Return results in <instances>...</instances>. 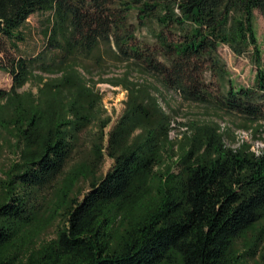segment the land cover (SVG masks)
I'll list each match as a JSON object with an SVG mask.
<instances>
[{
    "label": "trees",
    "instance_id": "1",
    "mask_svg": "<svg viewBox=\"0 0 264 264\" xmlns=\"http://www.w3.org/2000/svg\"><path fill=\"white\" fill-rule=\"evenodd\" d=\"M254 11L264 17V0H0V54L24 40L29 16H44L38 54L0 66L12 76L0 123L20 143L17 163L0 170V264H264V147L231 148L214 122L171 141L166 100L173 93L264 133ZM222 45L237 56L252 47L250 85L230 80ZM114 65L122 76L103 80L126 100L105 133L92 75ZM29 82L35 95L16 92ZM92 125L88 154L64 171ZM105 155L112 166L99 177ZM80 180L89 186L82 199L66 195ZM59 196L56 239L19 247Z\"/></svg>",
    "mask_w": 264,
    "mask_h": 264
},
{
    "label": "rangeland",
    "instance_id": "2",
    "mask_svg": "<svg viewBox=\"0 0 264 264\" xmlns=\"http://www.w3.org/2000/svg\"><path fill=\"white\" fill-rule=\"evenodd\" d=\"M43 17V15L34 14L27 18L25 23L20 27V31L24 37V40L15 44V51L11 48H8V46L4 49V52L0 54V66H2L3 63H6L7 60L16 58L19 55L26 58H32L38 54L43 43L39 33ZM252 25L257 45L259 49L263 51L264 17L258 11L253 12ZM251 48L252 47L249 46L247 53L242 56L233 54L225 45L220 46L218 49L219 56L225 64L229 78L235 85L248 86L252 83L253 77L255 75V69L252 62L250 61ZM106 72L107 73H105V75L102 77H98L95 74L92 75V80L96 81L94 89H96L101 96V118H109V124L105 128V133H108L123 112L124 101L126 100V92L120 86L114 87L108 81L103 80L121 77L124 73L123 67L114 65L112 68L110 67L109 70H106ZM42 76L44 78L50 77L49 75ZM130 77L134 80L136 79L134 74H131ZM11 86V74L4 67H0V90L9 91ZM16 92L19 94L31 93L35 95L37 92V86L29 82L16 90ZM166 100L170 103V108L173 110V112H169L171 118L169 139L171 141H177L183 136V134L188 133L190 124H209L214 122L219 125L221 131L228 130L230 132L231 137L234 140L233 144L229 142V146L231 148H235L240 143L246 142L251 145V150L258 153L264 147L262 141L264 136L263 132L254 131L253 129L245 130L236 128L234 126L235 123L230 119L224 118L218 120L215 118L212 111L197 104L184 103L177 95H174L173 93H168L166 95ZM161 106H163V104H161ZM2 124L3 123H0V170L8 168L13 163H17L19 160V152L16 151L20 145V143L12 138L8 134L7 130L1 126ZM95 128V125L90 126L86 133L81 136L79 146L75 152L72 153L64 171L68 170L72 165L81 162L86 154H88L91 147L90 138L92 137V133L95 132ZM111 166L112 160L105 155L98 176L103 177L107 171L110 170ZM69 187L70 189L66 190V195L69 194V196L74 197V195L78 194L80 199H82L89 189L88 184L83 180L75 181L74 185L70 184ZM62 202L63 198L60 196L55 202L53 200L52 206L54 207L52 208V212L49 210L47 213L45 222L37 224L31 228L23 229L20 234V240L18 244L19 247H22L31 241L39 245L43 242L47 243L56 239V231L58 230L57 226L60 218L59 214H57V209L55 208L60 207ZM262 226L264 227V221L260 223L258 228ZM239 245L240 250L243 251L242 240L239 242ZM256 259H258V257H255L254 260L250 261L248 264H254V262L256 264ZM174 264L179 263L174 262Z\"/></svg>",
    "mask_w": 264,
    "mask_h": 264
}]
</instances>
